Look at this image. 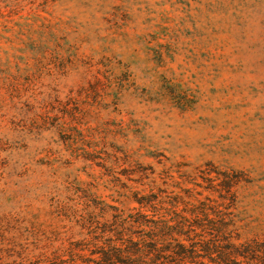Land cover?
<instances>
[{"label": "rangeland", "instance_id": "obj_1", "mask_svg": "<svg viewBox=\"0 0 264 264\" xmlns=\"http://www.w3.org/2000/svg\"><path fill=\"white\" fill-rule=\"evenodd\" d=\"M216 172L263 239L264 0H0V264H67L76 216Z\"/></svg>", "mask_w": 264, "mask_h": 264}, {"label": "trees", "instance_id": "obj_2", "mask_svg": "<svg viewBox=\"0 0 264 264\" xmlns=\"http://www.w3.org/2000/svg\"><path fill=\"white\" fill-rule=\"evenodd\" d=\"M216 175L215 184L209 177L203 187L216 198L192 201L190 189L174 193L158 187L135 197L139 208L131 212L104 205L76 216L84 237L62 249L67 259H55L67 264H264V238L240 237L237 179Z\"/></svg>", "mask_w": 264, "mask_h": 264}]
</instances>
